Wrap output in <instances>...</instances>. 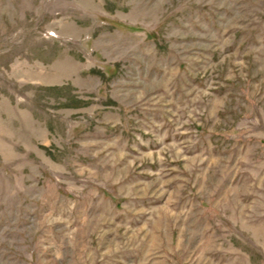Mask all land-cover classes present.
Masks as SVG:
<instances>
[{"label": "rangeland", "instance_id": "obj_1", "mask_svg": "<svg viewBox=\"0 0 264 264\" xmlns=\"http://www.w3.org/2000/svg\"><path fill=\"white\" fill-rule=\"evenodd\" d=\"M0 264H264V0H0Z\"/></svg>", "mask_w": 264, "mask_h": 264}]
</instances>
